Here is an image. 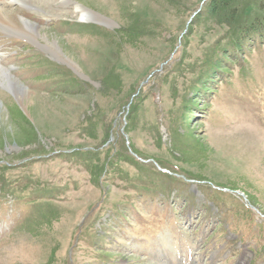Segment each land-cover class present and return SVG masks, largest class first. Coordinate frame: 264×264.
<instances>
[{
	"label": "rangeland",
	"instance_id": "1",
	"mask_svg": "<svg viewBox=\"0 0 264 264\" xmlns=\"http://www.w3.org/2000/svg\"><path fill=\"white\" fill-rule=\"evenodd\" d=\"M207 1L2 7L0 264H264V44L202 87Z\"/></svg>",
	"mask_w": 264,
	"mask_h": 264
},
{
	"label": "trees",
	"instance_id": "2",
	"mask_svg": "<svg viewBox=\"0 0 264 264\" xmlns=\"http://www.w3.org/2000/svg\"><path fill=\"white\" fill-rule=\"evenodd\" d=\"M199 19H212L216 26H223L224 31L218 38L227 40L225 45L219 46V56L215 58L209 57V66L202 73V77H204L201 82L202 87H206L210 83L211 79L209 80V78H212L214 72L216 73L218 70L225 68L222 64L226 62V57H234L235 53H243L246 46L255 44L256 41L264 44V0H208L197 14L190 19L179 41L182 49H185L188 41L187 35L191 33L194 22ZM198 89L193 88L191 91L193 94L198 93ZM137 96H139V93L134 96L132 103L128 107V114L130 112L133 113V101ZM127 123L128 120L126 118L125 125ZM124 162L130 163L128 160ZM104 165L105 163L103 162L101 165H93L90 168L94 177L101 174ZM162 174L167 175L166 173Z\"/></svg>",
	"mask_w": 264,
	"mask_h": 264
},
{
	"label": "bare ground",
	"instance_id": "3",
	"mask_svg": "<svg viewBox=\"0 0 264 264\" xmlns=\"http://www.w3.org/2000/svg\"><path fill=\"white\" fill-rule=\"evenodd\" d=\"M29 2H31V0H6V1L5 0H0V22L8 23L9 24L10 22L14 23L13 21H16L17 20V18L15 17V15L14 16H11L10 14H8L9 12L8 13L7 12L5 13V11H4V9L2 7H11L14 4H20V5H22V4H26V3H29ZM78 7H80V6H78ZM76 9H77L76 11L78 12V14L81 16V20H83V21H92V20H95L94 19V16H90L89 14H87V12H86L87 10H85V8H83V7L81 8L80 7V8H76ZM4 74H5L4 75L5 78L8 79V76L9 75L8 76L6 75L7 72H5ZM9 83H11V82L9 81Z\"/></svg>",
	"mask_w": 264,
	"mask_h": 264
}]
</instances>
